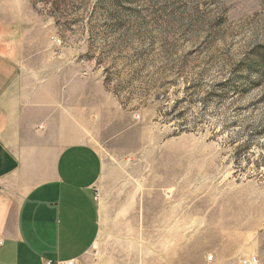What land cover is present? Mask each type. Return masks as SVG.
Returning <instances> with one entry per match:
<instances>
[{
    "label": "rangeland",
    "instance_id": "rangeland-1",
    "mask_svg": "<svg viewBox=\"0 0 264 264\" xmlns=\"http://www.w3.org/2000/svg\"><path fill=\"white\" fill-rule=\"evenodd\" d=\"M9 2L23 70L104 83L115 263L264 264V0Z\"/></svg>",
    "mask_w": 264,
    "mask_h": 264
},
{
    "label": "crops",
    "instance_id": "crops-1",
    "mask_svg": "<svg viewBox=\"0 0 264 264\" xmlns=\"http://www.w3.org/2000/svg\"><path fill=\"white\" fill-rule=\"evenodd\" d=\"M9 6L0 0L1 45L12 35ZM12 51L0 47V264H116L121 258L106 251L102 236L111 218L104 211L108 174L100 152L109 100L104 83L77 77L74 68L47 77L28 74ZM71 57L68 67H74ZM120 190L124 205L144 195L139 181L124 182ZM127 221L115 229L124 230Z\"/></svg>",
    "mask_w": 264,
    "mask_h": 264
},
{
    "label": "built area",
    "instance_id": "built-area-1",
    "mask_svg": "<svg viewBox=\"0 0 264 264\" xmlns=\"http://www.w3.org/2000/svg\"><path fill=\"white\" fill-rule=\"evenodd\" d=\"M5 242V238L3 235L0 233V247L3 246ZM45 264H76L75 260H65V261H53V260H47ZM242 264H260L259 259L256 258L255 256H250L247 258H244L242 260Z\"/></svg>",
    "mask_w": 264,
    "mask_h": 264
},
{
    "label": "trees",
    "instance_id": "trees-1",
    "mask_svg": "<svg viewBox=\"0 0 264 264\" xmlns=\"http://www.w3.org/2000/svg\"><path fill=\"white\" fill-rule=\"evenodd\" d=\"M105 83H107V81L105 80Z\"/></svg>",
    "mask_w": 264,
    "mask_h": 264
}]
</instances>
